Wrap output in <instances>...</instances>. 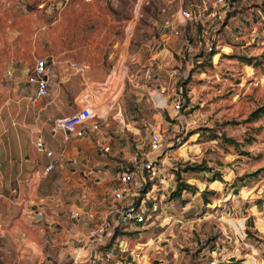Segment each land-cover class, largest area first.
<instances>
[{"label":"rangeland","instance_id":"1","mask_svg":"<svg viewBox=\"0 0 264 264\" xmlns=\"http://www.w3.org/2000/svg\"><path fill=\"white\" fill-rule=\"evenodd\" d=\"M213 2L183 0L192 18L178 35L170 28L158 30L165 19L177 21L178 0H0V66L8 62L5 54L25 60L31 68L45 55L56 61L74 58L82 65L104 60L113 67L119 60L111 79L101 86L104 99L88 104L96 117L111 109V115L119 111L120 125L137 122L140 131L131 140L136 152H150L151 127L164 137L161 150L152 155L160 159L159 189L171 217L165 220L162 213L157 222L164 227L158 223L141 231L139 240L160 234L163 241L156 245L170 261L178 253V264H197L193 258L206 264L209 251L224 241L232 247L222 264H264V232L254 226L235 232L228 222L243 224L238 210L237 215L224 213L221 221L222 210L207 207L223 199L228 188L258 190L264 184V0H228L227 13ZM213 10L219 16L214 17ZM166 49L172 52L177 75L170 80L162 72L158 80L152 79V86L168 81L163 92L167 102L157 108L141 88L146 78L139 79L137 73L144 72L150 57L163 59ZM121 63L126 68L122 81ZM173 89L184 100L177 113ZM197 165L207 167L204 174L184 170ZM179 171L194 191L172 198L171 185ZM237 203L247 209L256 204L250 197L233 206ZM207 211L209 219L204 217ZM248 236L258 241L251 246ZM133 240L137 249L140 241Z\"/></svg>","mask_w":264,"mask_h":264},{"label":"crops","instance_id":"2","mask_svg":"<svg viewBox=\"0 0 264 264\" xmlns=\"http://www.w3.org/2000/svg\"><path fill=\"white\" fill-rule=\"evenodd\" d=\"M178 2L180 10L183 0ZM166 51L165 57L172 54ZM5 56L7 64L0 66V233L6 237L0 241V264H75V251L89 253V228L107 217L115 204L111 194L119 171L136 152L131 140L140 126L130 120L120 125L119 111L111 115V109L86 122L82 136L57 130L55 121L90 101L101 102L105 97L101 86L111 79L119 60L113 67L104 60L82 65L74 58L56 61L45 55L49 94L38 97L37 86L27 78L32 68L13 54ZM156 56L146 60L137 77L146 78L142 90L162 108L168 96L152 89L158 84L150 85L152 79L147 78L152 72L154 81L162 72L168 78L161 67L165 59L156 61ZM119 71L122 81L126 72L122 63ZM50 164L54 168L47 171ZM174 254L170 261L161 251L154 264H178V253Z\"/></svg>","mask_w":264,"mask_h":264},{"label":"built area","instance_id":"3","mask_svg":"<svg viewBox=\"0 0 264 264\" xmlns=\"http://www.w3.org/2000/svg\"><path fill=\"white\" fill-rule=\"evenodd\" d=\"M228 0H214L213 6H224V13H227L229 9L227 5ZM214 17L219 16L216 10L211 13ZM176 19H165L162 24L166 28L173 30L175 34H180L184 27L188 26L189 20L192 18V12L186 9L184 6L180 8ZM208 49L211 51L213 45H209ZM164 62L161 63V67L168 72V78L173 79L177 75V69L174 65V58L169 55L164 57ZM154 60L158 61L157 58ZM28 81L37 86V96L45 97L49 94V80H48V66L47 59L40 58L36 61L34 67L31 69L27 76ZM148 79H153V74H148ZM158 82V87L161 90L160 93L165 91L163 83ZM153 88V87H152ZM174 111L177 113L184 105L183 97L175 91L173 95ZM103 112V111H102ZM97 116V112L90 104H85L79 111L74 114L57 118L55 121V128L57 130L67 131L69 133H75L78 136L84 134V125L86 122L92 120ZM164 142V137L160 129L152 131L150 136V152L137 151L135 152L128 165L123 166L122 170L118 173V184L113 189L111 194L114 200V206L110 214L101 218L94 223L88 230L87 237L89 241V257L87 259L88 264H154L156 255L163 250V247L157 242L163 241L160 234L155 235L154 238L149 237L145 241L139 240L140 233L143 231L146 233L150 229L154 228V225L160 223L157 222L159 218H162V213L165 220L170 218L167 210L168 204L162 200V194L159 189V174L157 163L160 161L158 156L152 154L161 150ZM40 147L44 148V145L40 143ZM105 151H109V147H105ZM48 154L52 156L53 152L48 151ZM54 168V164H50L47 167V171ZM264 183V178L262 179ZM160 183H163L161 180ZM176 181L173 180L171 185V191L175 190ZM170 187V185H169ZM247 191V192H246ZM264 184L261 188H251L249 190H241L237 187L228 188L225 197L220 199L218 203H214L213 206H207L208 208H220L222 213L220 220L224 219V213L227 216H231L232 213L240 215L241 222L229 221L230 227L237 232L243 227L246 230L251 226H254V230L264 232ZM253 199L256 204L249 209L242 208L239 203L236 207L233 206L234 201H240L242 198ZM256 209L253 211V209ZM165 210V211H164ZM249 210L252 211L249 214ZM211 214L207 211L204 215L206 218H210ZM261 224V226L259 225ZM160 227H164V223H160ZM248 232V231H247ZM134 234V235H133ZM132 235V236H130ZM249 235V234H248ZM256 236V235H255ZM6 235L0 233V241L5 238ZM131 237L134 240L140 241L136 248H132ZM133 240V241H134ZM249 245L252 246L255 241H258L255 237L248 236ZM230 243L224 241L219 243L217 247L213 248L211 252V258L206 264H222L227 258V248H230ZM161 250V251H160ZM81 251H75L73 253V262L75 264L83 263L80 260Z\"/></svg>","mask_w":264,"mask_h":264},{"label":"trees","instance_id":"4","mask_svg":"<svg viewBox=\"0 0 264 264\" xmlns=\"http://www.w3.org/2000/svg\"><path fill=\"white\" fill-rule=\"evenodd\" d=\"M193 1H196V0H193ZM191 3V2H190ZM196 22H198V21H196ZM198 25H199V29H201V24L200 23H198ZM196 26H197V24H196ZM200 34H202V31H201V33ZM202 35H200L199 36V38L201 37ZM213 49L211 50V51H209V53L212 55L213 54ZM205 169H207V167H203V166H201V165H197V166H188V167H186L184 170L185 171H188V170H194V171H200V173H205ZM258 174V172H256V173H254L253 175H257ZM213 175H215L216 177L218 176V174L216 173V174H213ZM176 182H178L177 183V186H176V189L174 190V191H172V198H180V197H182L183 196V194L185 193V192H187V191H191V192H193L194 191V187H192L191 185H189V184H187V183H185L184 181H183V178H182V176H181V172L179 171V172H177V181ZM205 198H206V195H205ZM207 199V198H206Z\"/></svg>","mask_w":264,"mask_h":264},{"label":"water","instance_id":"5","mask_svg":"<svg viewBox=\"0 0 264 264\" xmlns=\"http://www.w3.org/2000/svg\"><path fill=\"white\" fill-rule=\"evenodd\" d=\"M88 257H89V253H87L86 255H81L80 260L82 262H87Z\"/></svg>","mask_w":264,"mask_h":264}]
</instances>
